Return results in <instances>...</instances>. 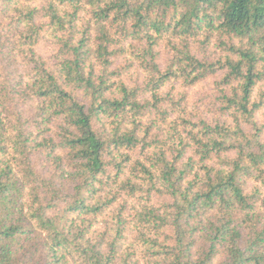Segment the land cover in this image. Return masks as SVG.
<instances>
[{"label":"trees","instance_id":"trees-1","mask_svg":"<svg viewBox=\"0 0 264 264\" xmlns=\"http://www.w3.org/2000/svg\"><path fill=\"white\" fill-rule=\"evenodd\" d=\"M0 264H264V0H0Z\"/></svg>","mask_w":264,"mask_h":264},{"label":"rangeland","instance_id":"rangeland-1","mask_svg":"<svg viewBox=\"0 0 264 264\" xmlns=\"http://www.w3.org/2000/svg\"><path fill=\"white\" fill-rule=\"evenodd\" d=\"M39 50L44 55H49L51 53V51H53L51 49V46L49 44H46V43L43 44V45H41L40 48H39ZM159 62H160V64L163 67H165L167 65V63H168V56H166V55L161 56Z\"/></svg>","mask_w":264,"mask_h":264}]
</instances>
